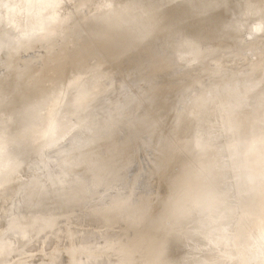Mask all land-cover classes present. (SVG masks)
<instances>
[{
  "label": "bare ground",
  "instance_id": "6f19581e",
  "mask_svg": "<svg viewBox=\"0 0 264 264\" xmlns=\"http://www.w3.org/2000/svg\"><path fill=\"white\" fill-rule=\"evenodd\" d=\"M0 1H1L0 2V67H3L5 70H6V63L8 65L7 69H9L10 71L13 68L15 69V67H16L15 64L18 65V63H16V61L18 60V62H20L19 56L23 55L24 50L27 51L26 46L28 44L30 46L34 45L32 43H35V45H37L36 44L37 41L36 42L30 41V37H33L35 35L34 33L37 32L36 30H38V26L40 27V25H41V28H43V29H41V31L45 29L44 31L47 32L46 30L49 29V31H50V32L48 31L49 33H51V30H52V33L54 31V33H56V35L58 37L59 36L63 37L62 34L65 32V28L67 29L71 23H73L71 26V29L69 30V28H68V30H67L69 33V36H67L68 41H73L74 39H77V38L80 39L79 36L85 37L87 42L91 41V40L97 41L96 42L98 44L97 46L101 47V51H100L101 54H103V55L105 54V56H107V58H109L108 56H110V58H111V56H113L115 58H116V56H120V57L124 56V58L126 57L125 59L128 62L133 64L132 66L135 65L137 67L136 77H134V76L132 77V78H134V80H132L131 85L128 83L130 86H127L128 84H126V83H125L126 85L124 86L123 83H121L122 81L121 82L119 81V78H118L119 75H117V72L115 74V72H113V70L110 72L109 75L106 74L107 77L104 76L105 80L100 85L102 88V91H103V94H101L104 97L103 103H105V104L103 105L102 108L99 109V110H101L99 113V117H98L99 123H101L102 126L106 125L105 122L109 123L108 120L111 118L108 119V115L110 113H112V115H114V113H115V115H116L117 111L120 112L119 107H121V106H125L123 114L126 115V119L128 117L131 118V120L129 118V120L131 122L130 128L132 127L131 129H133V132H131L130 135L128 134L129 137H127L128 135H126V139L123 137L122 138V139H124L123 141L120 140L121 138L112 137L113 133H111L109 131L107 132V130L105 131V129H102V131L104 130V132H102L99 136L101 138V141H102L101 143H104V144L99 143L100 144L99 146L102 145L100 147V149L104 148V150H106L107 152L109 151V149H111V151H113V158H111V159H113V163H114L113 168L115 169L116 172L120 173L119 174L120 175L119 181H121V183L123 182L122 176H123V174L125 176L126 173L121 172L120 168L117 166V163H118V161L121 160L122 154L125 150L124 148L128 144L133 143V144H136L138 147H142V146H146L147 144L150 145L152 143V144H154L155 147L157 145V146H161L163 148V152L166 153L164 156H167V153L168 154L170 153L171 145H170L169 139L167 138V134L166 133L165 134H159V129H166L167 130V128H165L164 125L162 124L163 122H161V116H162L164 111H169V112H167V115L173 116V114H171L170 112H172V109L174 108L175 103H177V101H176V99H177V100H179L181 105H183L187 100L189 102L187 105V108L185 109L184 114L180 117L176 116V118H178L177 124L179 125L178 131L176 133H178V135L180 134L178 143L180 144L182 150H188L191 148L193 149L192 159L194 160V162H198L203 167H205L211 171V173L213 175V185L215 187V185H217L216 182H218L217 167H218V163H219V158L218 157H214L213 159L205 158L203 156V154H201V153H203L204 149H207L208 147L210 148L211 143L214 141V138H215V136H214L215 133H210V130L213 128L214 122H212V121L209 122L205 118L206 117L224 118L230 114H234V113L239 114L241 116V118L238 115L239 118H237V119L236 118L235 119L234 118L227 119L222 124L223 125L222 131H223V133H225L227 139H229V140L233 137H236V136L241 137L242 143L240 145L244 146V148L241 152L238 153V156H233V163H232L231 172L233 174H235V176H237V180H236L237 186L236 187H237L238 192H239L238 193L239 198L242 201L241 211L244 212V214H245L244 217L248 218V219L251 218L253 222H259L260 223L256 229H253L254 230L253 232L259 234V233H261V231H264V223H263L264 219H263V215L260 214V211H259V209L264 208L263 207L264 204L262 203V201L264 202V200H262V199H264V155H263V153H264V96H262L263 98H262L261 103L257 104L256 106L250 108V110L247 111V110H245L246 107L244 104L249 102V101H253L256 97L259 98V96H257L258 94H257V89H256L255 85L251 84L248 87L242 86L243 81L246 78H250L252 75H254L257 72L261 75L260 78L264 79V64L260 63L259 61H256L255 63L248 65L249 67H247L241 73H237L236 71H234L235 68L233 66L232 71L230 73H228L227 76L225 75L226 77L223 76V74L221 73L222 70H226V69L223 68L221 70H218L211 76L210 79H206V80H203L200 82L199 86H201V89H197L195 91V88L194 89H192L191 87L187 88L183 92V94L186 92H189V96L187 98H182V97H179L177 95H170L171 93L165 94L161 97L154 95L153 93L141 95L139 93V91L137 90L139 81H140L141 77H143L142 75L144 73H146L145 67L149 63L148 61L146 62V60L151 59L153 57H156V54H157V58L160 57L158 55L161 54V58L164 61V65H163L164 70L167 73V75L172 76V77L177 75V74H183L187 71H189L188 73H190L192 71L191 70L192 67L194 68V67L203 66L205 61L212 56H216V55L219 56L220 54H222V57H226V56L231 57L234 55H238L239 53L236 52L238 50V45H237L238 41L240 39L242 40L244 38V36H246L248 33L254 34L255 30L259 29L262 25V22L264 21V0H143L142 4H139L140 8L149 11L153 15V17L156 21L155 26L150 27V28H145L142 25L140 18H139V15L133 9V7H131L132 8L131 11H125L123 8L117 7L116 4H118L119 1H121V0H117V2H116V0H105V1L104 0H101V1H99V0H95V1L94 0H61L62 3L67 2L68 6L66 4V7L64 8L62 14L60 12V14H61L60 17L59 16L57 17L56 14H59V12L57 11L58 12L57 13L56 10L52 14L49 13V16H46L47 14L45 15V12H44L43 14L47 17V18L45 17L47 20L45 18L41 19L44 17V15L41 14L42 11L40 9L41 4H43L42 5V7H43L45 5L43 2L47 1V0H0ZM48 1H50V0H48ZM114 2H116V3H114ZM138 3H140V2H138ZM46 4L50 5V2H48V3L46 2ZM56 4H58V2ZM56 4H55V7H56ZM45 7H46V5H45ZM49 7L51 8L52 6H49ZM48 9L49 8H47V10ZM51 9H53V8H51ZM47 10H46V13L49 11L52 12V10H48V11ZM54 17H55V19L56 18L57 19L56 20L53 19ZM42 20L43 21L45 20V21L43 22ZM42 26H45L46 28L42 27ZM39 31H40V29H39ZM39 31L37 34H41L43 36V34L40 33ZM44 31H43V33H44ZM32 34H33V36H32ZM46 34H45L44 38L42 36L40 37L39 35H37V36H39L38 38L40 39V40L37 39L39 41V43H38L39 45L41 43L40 42L41 38L45 39L46 36L52 35V34H47V35ZM27 36L29 37V39ZM37 36L36 37L34 36V37L37 38ZM50 36L48 37V39H50ZM51 37H53V36H51ZM56 37H54V38L56 39ZM33 38H32V40L35 39V38L34 39ZM89 39H91V40H89ZM46 40H47V38H46ZM61 41H62V39H61ZM63 41L65 42V39ZM66 41H67V39H66ZM79 41L80 40H78V42ZM45 42H47V41H45ZM50 43L51 42H49V40H48L47 44L44 43L45 44L44 47H46V49L45 50L40 49L41 50L40 52H42L43 50L46 52L47 48L49 49V47H47V45H49ZM84 43H86V42H84ZM55 44H56V40H55ZM81 44L83 46V43H81ZM87 44H89V43H87ZM91 44H92V41H91ZM93 44H94V42H93ZM141 44H143V45H141ZM29 45H28V47H29ZM53 45H54V43H53ZM53 45H51L50 48H52ZM68 45L65 44L66 47ZM70 45L72 46V43ZM71 46H69V47H71ZM74 46H75V44H74ZM35 47H37V46H35ZM95 47H96V45H95ZM41 48H42V46H41ZM54 48H55V46H54ZM63 48L64 47L62 44V49ZM29 49H30V47H29ZM37 49H35V52H37L39 50V49L38 50ZM79 49H80V47H79ZM84 49L87 50L86 47ZM95 49L96 48H94V50ZM64 50H62V51H64ZM88 50H90V49H88ZM47 51H49L51 53V49L47 50ZM60 51H61V49H60ZM60 51H58V52H60ZM40 52H38V53H40ZM53 52L55 53V51H53ZM69 52H71V51H69ZM69 52H66V53H69ZM74 52H75V50H74ZM79 52L80 51H78V54H79ZM91 52L93 53V50ZM96 52H94V53H96ZM28 53L32 54V52H28ZM29 54L26 56H29ZM56 54H57V52H56ZM71 54H73V53H70V55ZM101 54H100V56H101ZM35 55H37V53L34 54L32 57H34ZM41 55H44V52H42ZM41 55H39L40 59H41V57H40ZM51 55H54V54L52 53V54H50V56L47 54V56H49V59H50ZM58 55H60V53L57 54V56ZM87 55L88 54H86V56ZM63 56H64V53H63ZM43 57L44 56H42V58ZM67 57H68V54H67ZM90 57L91 56H89V58ZM92 57L94 58V56H92ZM29 58L30 57H28V59H25V60L27 61V60H29ZM46 58H48V57H46ZM46 58H44V59H46ZM82 58H85V57H82ZM82 58H81V60H82ZM86 58H88V57H86ZM93 58L91 60H93ZM44 59H42L43 61L42 60L41 61H42V63H44L43 65L46 66L45 64H47L48 61H50V60L46 59L47 63H45ZM51 59H53V58H51ZM68 59H69V57H68ZM98 59H99V57H98ZM112 59H114V58L109 59V61H110L109 65L111 64ZM33 60L37 61V59H33ZM4 61L5 62L7 61V62L5 63ZM99 61H100V59H99ZM127 61H126V63H127ZM8 62H10V64H11L10 66H9ZM66 62H67V60H66ZM73 62H76V61H73ZM93 62H95V60ZM238 62H242V61L239 60ZM25 63L24 64L22 63L23 65L20 64L22 67L21 68L19 67V68L20 69L24 68ZM28 63H30V65H31V63H33V61L28 62ZM28 63H26V65ZM42 63H40V61H39V63H38V61L36 62L37 66H38V64H42ZM50 63H51V61H50ZM54 63H57V62H55V59H54ZM54 63H53V65H54ZM102 63H104V62H102ZM113 63H115V61H113ZM120 63H122V62H120ZM70 64H72V63H70ZM73 64L75 66L77 63H73ZM27 66H28V68H31V66L30 67H29V65H27ZM35 66L36 65H34V67ZM47 66H49V65H47ZM65 66H67V65H65ZM65 66H64V68H65ZM81 66H83V65H81ZM97 66H98V64H97ZM120 66L118 68H120ZM209 66H211V64ZM39 67L40 66H38V68H37L38 70L41 69ZM50 67H51V65H50ZM50 67H48L49 70H50ZM62 67H63V63H62ZM78 67H79V65H78ZM78 67L76 66V69H78ZM16 68H18V67H16ZM26 68H24V69H26ZM28 68H27V70L30 71V69H28ZM55 68H57V67H55ZM122 68H123V66H122ZM131 68L132 67H130V69ZM208 68L206 67V69H208ZM37 69L30 71V74L29 73H27V74L30 76L31 72H33L32 75L34 76L35 75L34 72H36V71L38 72ZM59 69H60V72H62L61 70L63 68L61 69V67H60ZM59 69L57 68V70H59ZM100 69H102V68H100ZM9 70H6V72H8ZM27 70H24V72ZM42 70L44 71L45 69L42 68ZM49 70H48V72H49ZM57 70H55L56 73H58ZM69 70H70V68H69ZM71 70H73V69H71ZM10 71L8 72V75L10 74V76L7 75V77H9V78L12 77L11 76L12 74L10 73ZM63 71H65L64 72V75H65L66 70H63ZM83 71L87 72L88 70H83ZM114 71H116V70H114ZM126 71L128 72V70H126ZM133 71H134V69H133ZM6 72L4 75L7 74ZM22 72H23V70H22ZM46 72H47V70H46ZM48 72H47V74H48ZM81 72L78 71L79 74ZM90 72L88 71L87 73L91 74ZM15 73H17V71H15ZM15 73H13L14 76H15ZM18 73H19V71H18ZM94 73L95 72H93V74ZM97 73H98V71H97ZM49 74L50 75L48 77V80L51 83L50 76H52V74H51V72ZM54 74H53V76H54ZM89 74H88V77H89ZM93 74H92V76H93ZM101 74L105 75L104 71H103V73L100 72L99 75H101ZM128 74H129V72H128ZM62 75H63V73H62ZM84 75H87V74L84 73ZM187 75L189 77V74H187ZM218 75H221L223 77L221 83L216 84L215 87H213L211 90H208V86H207L208 81H211V79H213L214 77H216ZM18 76H20V75H18ZM38 76H40V75H38ZM38 76L36 77V80H37V78H39ZM41 76H42V74H41ZM59 76H60V74H59ZM59 76H57V77H59ZM74 76H75V74L73 75V77ZM81 76H83V75H81ZM92 76H90V77L93 78ZM2 77H4V76H2ZM2 77H0V78H2ZM45 77H46V75H45ZM45 77H44V79H45ZM68 77H69V75H68ZM84 77H86V76H84ZM95 77H97V76L95 75ZM121 77H122V75H121ZM9 78H7V81ZM15 78H16V80H14V84H15V81L18 82L17 75L15 76ZM26 78H28V77H26ZM55 78H54V80H57ZM66 78H67V76H66ZM19 79L21 80L22 78L20 77ZM28 79L31 82V79L30 78H28ZM39 79H41V77ZM42 79L39 80L40 81L39 84L42 83L43 86H46V85H44V81H42ZM61 79H60V81H61ZM70 79H72V77ZM75 79L77 80L78 77ZM12 80H13V78H12ZM46 80L47 79H45V81ZM101 80L102 79H100V81ZM120 80H123V79H120ZM190 80H191V78H190ZM5 81H6V79H5ZM67 81H69V80H67ZM91 81H93V79ZM1 82H2V79H1ZM22 82H27V81L24 80ZM35 82H38V80ZM57 82L58 81H56V83ZM63 82L64 81H62V83ZM187 82L190 83L189 81H187ZM5 83L2 84L3 86H2V88L1 87L0 88L2 90H5L6 93H7V91L8 92L11 91L9 89L10 87H15L14 84H13V86L10 85V83H11L10 79H9V84H5ZM27 83H25V84L27 85ZM33 83H34V81H33ZM56 83L54 82L55 87L57 85ZM72 83L74 84V82H72ZM16 84H18V83H16ZM19 84H21V82H19ZM39 84L35 83V85H38V86H39ZM42 84H41V86H39L40 88L36 87V86L35 87L33 86V88H36V89L39 88L41 90L43 88ZM45 84H47V86H49L48 83L45 82ZM65 84H68V82ZM85 84L86 83H84V86H85ZM89 84H90V82L87 85H89ZM21 86L22 85H20V87ZM28 86L31 87V85H29V83H28ZM51 86H53V84ZM51 86H49V89ZM58 86H59V82H58ZM78 86H79V83H78ZM95 86H97V85H95ZM17 87H19V86H17ZM20 87H19V89H16V88L15 89L20 91L19 93H22V91L25 93L24 90H20ZM24 87H27V86L24 85ZM30 87H29V89H31ZM62 87H63V84H62ZM68 87H71V86H67V88ZM22 88H23V86H22ZM45 88L46 87H44V89ZM54 88H53V90H54ZM57 88L61 90V88H59V87H57ZM57 88H55V89H57ZM67 88H65L66 92H68ZM73 88H75V87H73ZM1 89H0V91L2 92ZM24 89H26V88H24ZM85 89H86V87H85ZM89 89H91V88H89ZM89 89H86V90H89ZM16 90L12 89L11 92L12 93H13V91L17 92ZM31 90H33V89H31ZM132 90L135 92H133ZM35 91L39 92V90H35ZM35 91L33 92V97L35 95H38L35 93ZM63 91H64V89H63ZM78 91H77V93H78ZM11 92L9 94H11ZM56 92H53V94H55ZM58 92H59V90H58ZM72 92H71V94H72ZM96 92H97V90H96ZM3 93H1V95H4ZM19 93L17 92V94L16 93L15 94L18 97H20L21 95L23 96V94H24L23 93V94L18 95ZM59 93L61 94V92H59ZM9 94H8V97L7 96L6 97L11 100L12 98H9V97H11ZM15 94H14V96H16ZM26 94H28V93L26 92L24 95H26ZM40 94L41 93H39V95ZM48 94L49 93H47V95ZM92 94H94V93H92ZM92 94H90L91 97H92ZM11 95L13 96V94H11ZM31 95H29L28 97H30ZM50 95H52V94H50ZM50 95H48V96H50ZM82 95H84V97H85V94H82ZM43 96H45V95H43ZM52 96H57V94L52 95ZM78 96L80 97V95H78ZM98 96H100V95H98ZM59 97H62V96H59ZM1 98H3L2 100L5 99L2 96H1ZM15 98L16 97H14V99ZM37 98H40V97L35 96V99H37ZM57 98H56L55 103H57ZM75 98H76V96H75ZM96 98H97V96H96ZM14 99H12V100H14ZM31 99H32V97H30L28 100H31ZM35 99H34V101H35ZM41 99H43V102L44 101L46 102V100H49V98L45 99L42 96H41ZM53 99H55V97ZM74 99L72 100V102L74 101ZM78 99H80V98H78ZM174 99H175V103L173 105L172 101ZM12 100H11V102H12ZM19 100L20 99L15 100V102H17ZM28 100L26 103L27 107H28L29 103L33 102V100L31 102ZM68 100H69L68 102H70V99H68ZM96 100L94 103H96ZM4 101H6V100H4ZM36 101H39V99ZM36 101L34 103H36ZM49 101H51V99ZM89 101L90 100H87V102H89ZM1 102L3 103V101H1ZM43 102H39V103L37 102L36 104H34V103L30 104V105L34 104V106L29 105L30 108L25 109V112H23V111L21 112V110L19 109L20 113H24V115H27L28 117L33 116L32 117L33 119L30 117L32 120H30L27 117V121L25 123H23L24 125H22V129H20L21 131L19 134H16L15 137H13V136L11 137L10 135H7L8 137H6V135L3 134L4 137H6V138H1L2 135L0 136V163L3 164L2 167L0 165V171L2 172V173L0 172L1 173L0 185L2 186L0 188V190L3 189V191L1 190L3 192V194H0V202H2L4 199H6V202H7V198H8L9 202H7V203L9 204V206H11V204L14 205V206L13 205L11 206L12 208L10 207L11 209L14 208L13 209L14 211L9 210L10 211L9 214L6 213V210L8 209L9 206L6 207L7 208L6 210H3L1 208L3 210V212L5 211L4 213L8 214V218L11 217V218H9V220L13 221V222L11 221V223L9 221H6V224L8 222H9L8 224H11V226H10L11 229L9 228L8 231L11 230V231H9V233L11 232L12 235L7 234V235H10V236H7L6 233H4L5 235L1 237V233L4 231V229H3V231L1 230V233H0V241L5 240L7 243H9V242L15 243V242H23V241H27V243H29V241H31V239L34 237V236H32L33 234L35 235L38 230H43L50 223L56 221L57 219L55 220V218L57 217V215L59 213L70 210L73 206V203L75 201H78V200L72 199L73 197H71L72 192L70 191V188H71L70 182L72 183L75 180V183L78 184V187L79 186L84 187L86 185V184L84 185L83 180L81 181L82 177L83 176L86 177V175H87V172L85 170H84V174H86V175L82 174L81 179L79 178L80 176L79 177H78V175L76 176L77 171L74 172V171L69 170V169L74 170L76 168H79V167H76L74 164L77 163V165H78V163H79L78 160L79 159L81 160V156L80 157L78 156V160H77L78 162H74L73 165L75 166V168L72 166L73 168L70 167L69 169L66 168L67 167L66 165H68L66 163H65L66 169L64 167L59 169V167L61 166V164L63 162H59L58 158L60 159V157H61L63 160L61 159L60 161L66 162L65 161L66 159H64V158H66V154L68 152H71V153L73 152L70 150H74V149L78 150V147L84 146V141L87 142L88 139L86 138V140H84L85 139L84 133L82 135L80 134L83 132V130H82V132L78 130L80 132L79 133L80 136H78L77 139L74 138L75 139L74 140L75 142L73 141L74 144L70 143L71 145L66 146L67 148L64 145V147H62V148H65V149L63 150V152H60V153H59V150L61 149V147L59 149L56 146V148L54 149L53 147L57 143L58 138H56V136L55 137L52 136L51 133L49 132L50 129L53 128V127H51L53 124L52 125L49 124L50 125V127H49L48 123L45 120L44 121H37L36 120L37 117L35 116L36 114H39V113L42 114V112H40V111H42L41 105L44 106L45 102L44 103ZM68 102H66V103H68ZM72 102H71V104H72ZM75 102H77V101H75ZM75 102H73V103H75ZM98 102L100 103V101H98ZM5 103L6 102H4L3 105ZM9 103L7 105H9V106L12 105L14 107V104L10 103L11 104L10 105ZM53 103H54V100H53ZM61 103L62 102H60V106H61ZM79 103L78 104L75 103L76 106L80 105L82 102L80 104ZM94 103H93V105H95ZM6 104L4 106H6ZM21 104H23V103H21ZM50 104H48V105H50ZM52 104L50 106H52ZM86 104H88V103H86ZM140 104H141V106H140ZM0 105H1V103H0ZM24 105H25V103H24ZM62 105H64V104H62ZM45 106H46V109H43V110L47 111L50 108V106H48V109H47L46 104H45ZM57 106H58V103H57ZM81 106H82L81 107L82 109H84L85 111H88L85 109L86 107L83 108V105H81ZM139 106H140V108H137ZM88 107H89V105H88ZM1 108L2 107H0V109ZM61 108H62V106H61ZM73 108L74 107H72V109ZM93 108L94 107H92V109ZM97 108H99V105ZM78 109H80V108H78ZM78 109H76V111H78ZM92 109H91V111H92ZM9 110L10 109L8 108V111ZM14 110H11L10 112H13ZM50 110L52 112V108H50ZM54 110H56V108ZM69 110H70V108H69ZM69 110H67V111L69 112V117H70L69 120H71V117H72V116H70L71 110L70 111ZM73 110H72V112H73ZM5 111L7 112V109H5ZM46 111L44 113H46ZM173 111H174V109H173ZM10 112L9 113L7 112L8 115L10 114ZM16 112L18 113V110H16ZM51 112L49 111V113H51ZM65 112H66V110H65ZM0 113H1V111H0ZM3 113L4 112L2 110V115H4ZM73 113H72V115L74 116L75 113L74 114ZM84 113L85 112H83V114ZM6 114H5V117H6ZM174 114H176V113H174ZM39 115H37V116L39 117ZM44 115H43V117H44ZM119 115H121V114L119 113L118 116ZM165 115H166V113H165ZM50 116L48 117L49 122L51 119ZM76 116H77V114H76ZM172 116H170V117H172ZM2 117L0 118L1 119L0 122L2 120L3 121L6 120L7 118H8L7 122H5V123L8 124V122H10V121H8L10 118L9 116H7L6 119H2ZM5 117H3V118H5ZM43 117L40 118V120H43ZM62 117L66 118L64 116H62ZM81 117L83 120L85 119L83 117V115ZM112 117H115V116H112ZM174 117H175V115H174ZM12 118L15 119L14 117H12ZM12 118H10V119H12ZM17 118H16V120H17ZM45 118H47L46 115H45ZM165 119H167V118H165ZM19 120H20V118H19ZM21 120H23V118ZM85 120H87V117ZM88 120H89V117H88ZM24 121H25V118H24ZM62 121H64V120H62ZM93 121H96V120H93ZM98 121H97L96 125H98ZM114 121L117 123V120H114ZM167 121H170V120L168 119ZM17 122H18V120H17ZM72 122L70 123L71 128L73 125ZM82 122L84 123L85 121H82ZM244 122H246V123L244 124ZM3 123L1 122V127H3L2 126ZM13 123H11V124L13 125ZM120 123H118V124H120ZM74 124H75V122H74ZM76 124H78V123H76ZM113 124H114V122H113ZM166 124H167V122H166ZM174 124H175L174 121L172 123L170 121V124L166 125V126H169L167 131H169V129L172 130L174 128ZM55 125H54V129H55ZM85 125L86 124H84V126ZM87 125H88V123H87ZM90 125L91 124H89V126ZM120 125H122V124H120ZM128 125H129V123H128ZM128 125H127V127H128ZM8 126H7V129H10V128L14 129L13 126H15V124L12 127L10 125V128ZM89 126H87L88 128H86V130L87 129L89 130L90 127L94 128L92 126H90V127ZM102 126L100 128H102ZM117 126L119 127V125H117ZM5 127H6V125H5ZM17 127L18 126H16V128ZM56 127H60V126H56ZM75 127L78 128V126H75ZM75 127H74V129H75ZM4 128H3V130H4ZM19 128H21L20 125H19ZM77 128H76L75 132H77ZM83 128L84 127L79 126L78 129H83ZM91 128H90V130H91ZM1 129L2 128H0V130ZM61 129H63V128L61 127ZM74 129H72L73 132H74ZM95 129H97V127ZM59 130H57V131H59ZM66 130L67 129H65V131ZM93 130L94 129H92V133H90V135L93 134ZM122 130L123 129H121V131ZM4 131H2V132L5 133ZM13 131L14 130H12V132H10V130H9V133L15 134L17 129H16V131H14V132ZM2 132L0 131V133H2ZM63 132H64V129H63ZM66 132H68V131H66ZM52 133H53V130H52ZM59 133H54L53 135H57ZM146 133L152 134L150 141H147V140L142 141V136ZM63 134L64 133H62V137L64 136ZM68 134H70V133H68ZM86 134H89V133L87 132ZM174 134H175V131H174ZM16 136H19V137L17 138ZM76 136H74V137H76ZM93 136H95V135L93 134ZM53 137L56 138L57 140L54 139ZM66 137H68V135ZM86 137H87V135H86ZM91 137L90 136L88 137L89 140ZM60 138H61V134H60ZM64 138H65V136H64ZM92 139H94V137H92ZM98 140L100 142L99 138H98ZM61 141L63 142V140H61ZM65 141L71 142L68 140H64L63 144H67V143H65ZM93 141H92V143H95V145H96L97 141L96 142H95V140H93ZM59 142H60V140L58 141V143ZM239 142H240V140H239ZM60 144H62L61 142L59 143V146H62ZM171 144L174 145L173 143H171ZM176 144L177 143L175 142V145ZM92 145H94V144H92ZM85 146L87 147L86 144H85ZM90 146H91V144H90ZM88 147H87V149H89ZM177 147H179V145L176 146L175 148H177ZM57 148L59 149V150H57V152L60 154V155L57 154L58 158H57V155L55 154L56 153L55 150ZM83 148H85V147H83ZM95 148L98 149V146ZM79 149H80L79 151L82 150L81 148H79ZM92 149L94 150V148L91 147V150ZM84 150H86V148L83 149L82 151H84ZM91 150L89 149L87 151H91ZM104 150H103V152H104ZM175 150H177V149H175ZM61 151H62V149H61ZM95 151L97 152V154L99 153L98 150H95ZM95 151H94V153H95ZM99 151H101V150H99ZM107 152H105V153H107ZM175 152H174V154L172 153L173 159L178 157L180 159L179 163H180L181 167L186 165V164L192 163V162L187 161V160L184 161V159H182L183 154L181 157L180 153L178 154V151H177V154ZM73 153H76V151ZM83 153L82 154L80 153V154L85 155V156H89L88 152H87V154L86 153L83 154ZM77 154L78 153L73 154V155L75 156ZM90 154L92 155V153H90ZM98 155H97V157L98 158L100 157V160H102L101 158L104 157L102 161L105 160V157H106V159H108L107 156L102 157L101 154H100V156H98ZM110 155H112V154H109V156ZM168 156L165 157V160H166V158H168ZM71 157L72 156H69V158H71ZM89 157H85V160H87L86 158H89ZM94 158H96V157H94ZM170 158H171V156H170ZM67 159H68V157H67ZM71 159H73V158H71ZM91 159L93 160V157ZM162 159H161V161H164ZM168 159L165 162L168 163V161H169ZM75 160H76V158H75ZM82 160H83V158H82ZM85 160H83V162ZM89 160H90V158H89ZM94 160H97V159H94ZM57 161L60 163V166L58 165L59 167H57V165H55L58 163ZM69 161L70 160L68 159L67 162L69 163ZM73 161H71V162H73ZM93 161H90V164H92L91 162H93ZM108 161H109V159H108ZM109 162H111V161H109ZM98 163H99V160H98ZM94 164L96 165L97 163H94ZM100 164H101V161H100ZM81 165H82V163H81ZM83 165L85 166V163H83ZM83 165L80 168L85 169V167H88V165H87L83 168ZM106 165L105 164H104V166L102 164L98 165L99 166L98 169L99 168L100 169L97 170V168H96V170L100 171L101 170L100 166H103V169H104V167ZM169 165H171V162ZM219 166H221V165H219ZM3 167H4V170L2 171L1 168H3ZM106 167L108 168V165ZM107 168H105V169L107 170ZM58 169L61 170V172L58 171ZM93 169H94V172H97V171H95L94 167H93ZM103 169H102L101 173H99L101 175H99V174L93 175L94 173L92 172L93 177L90 178L91 179L90 181L88 180L91 183V187L94 189V191L91 192L92 193L91 195H93V193H96V191L99 192L98 189L101 188L102 185H105L107 183H111V184L113 183L114 184L118 181V178H117L119 176L118 173H117L118 176L116 177L117 180L114 176L112 177L114 180L113 179L111 180L110 176H109L110 178L107 177L110 174H107V176L102 174ZM109 169L110 168H108V170ZM89 170H90V168H89ZM167 170H168V168H167ZM149 171H151V170L149 169L148 172ZM164 171H165L164 165H159V167H157L155 169V171L153 170V174H154V172H155L154 175L160 174V178H161V175H163ZM78 172H80V171H78ZM110 172H108V173H110ZM81 173L82 172H80V175H81ZM112 173H113V170H112ZM112 173H111V175H112ZM166 173H167V171H166ZM113 175H115V172ZM168 176H169V173H168ZM84 177H83V179H84ZM89 177H91V176H89ZM156 177L153 179H156ZM87 179H88V177H87ZM87 179L85 181H87ZM157 181H159V179ZM74 184L72 183L73 186L77 185V184H75V185ZM163 184L165 185V183H163ZM87 187H90V186H85L84 189ZM87 189H89V188H87ZM78 190H79V188H78ZM80 190H81V188H80ZM79 192L76 194L77 196H78ZM74 193H76V190L74 191ZM80 193H82V192H80ZM88 193H90V192H88ZM83 194L85 197L86 194L85 193H83ZM76 195H75V197H76ZM81 197H82V194H81ZM81 197H79V198H81ZM87 197H88V195H87ZM89 198H91V197H89ZM226 198H227V196H225L224 194L222 195V194L215 193L212 201L210 203H204L203 202V205H204L203 206L201 203L202 200L200 198L195 197V195H193L192 205H194L195 208L198 207L201 210V212L198 211L199 214L204 213V215L207 217V220H204V218H203V222L211 220V222L213 223L217 220L219 213H222L223 206L226 202ZM84 201H86L85 198H84ZM88 201H89V199L86 202H88ZM3 202L5 203V201H3ZM79 203L80 202H78V204ZM149 203H150V201H149ZM3 204H1V205L3 206ZM78 204H76V207ZM150 204H152V203H150ZM76 207H75V209H76ZM191 208L193 209L194 207H191ZM17 209H18V211H17ZM195 210L193 209V211H195ZM193 211H191V212H193ZM194 213H192V216ZM1 216H2V218L0 220L3 219V215H0V217ZM194 216H195L194 217L195 219L198 217V215L196 217L195 214H194ZM205 216H203V217H205ZM6 217H7V215H6ZM42 217L43 218L49 217V219L51 217V219L49 220V222H47V221H43ZM52 217H54L53 218L54 220H52ZM8 218H6V219H8ZM33 218H35L37 220L39 218L45 224H42L41 222H40L41 224H39V223H37L38 221L33 220ZM191 218H193V217H191ZM243 219H244L243 216H241L240 221L239 222L237 221L239 228L244 223V222H242ZM197 220L199 222L198 218H197ZM197 220H196V222H197ZM185 221L186 220H183L182 222L185 224ZM203 222H202V225H203L202 228L205 227V225L207 224V222L206 223H203ZM219 222L220 221H218L217 224H215V226H217ZM194 223H195V221H194ZM141 224H144L147 227L148 235L155 236V233L152 230V226L149 223H141ZM199 224H200V222H199ZM199 224H197V225L199 226ZM221 224H223V223H221ZM185 225L187 226V224H185ZM227 225H228V223H227ZM43 226H45V227H43ZM224 226L225 225H223V227L221 226L222 231L224 229ZM6 227H8V226H6ZM6 227H5V229H6L5 232H8ZM189 227L190 226H188V230L193 231V232L203 231V230H201L202 229L201 227L197 228L199 230H196V228L195 229H192V228L189 229ZM3 228H4V226H3ZM193 228H194V226H193ZM236 228L238 229V227H236ZM0 229H2V226L0 227ZM213 230H215L214 227L212 228L210 237L208 235L204 236V234H199V235H201L199 237H202L201 239L203 241H206V243H209L210 245H216L220 242H223L224 240L222 241V240H220L221 238H218L219 234H217V237L214 234L216 232V230H218V229L216 228L215 231H213ZM218 232H219V230H218ZM239 233L240 234L238 235V238L241 241H245V237H246L245 232L240 231ZM234 234L235 233H233V235ZM5 236H7L6 238H8V237L9 238L5 239L4 238ZM229 237L232 238L231 236H229ZM26 238H28V239L25 240ZM224 238H225V236H224ZM202 240H201V242H202ZM230 240H229V242H230ZM241 243H243V242H241ZM30 245H31V243H30ZM229 245L230 244L228 243V245H225V246L230 248ZM203 246H204V244H203ZM206 247H209V245L207 246V244H206ZM10 249H11V247H7V245H6V247L2 248L0 250V258L7 257L8 260L13 259L11 256H14L15 258H17L12 253V251ZM206 249L207 248H205V251H206ZM219 250H222V249H219ZM208 251H210V250H207V252ZM28 254L29 255L27 256L25 261H18V264H20V263L23 264V262L27 263L29 261H31V263H29V264H52V262H50V263L49 262H46V263L41 262L42 257L39 254H38V256H36L35 254H37V253H28ZM211 255H213V252ZM215 256H216V258L218 257L217 255H215ZM235 257H236V255H235ZM127 259L129 260L128 262H131V260H130L131 257H130V259L129 258H127ZM127 259L125 260V263H126ZM230 260H229V262H230ZM213 261H214V259H213ZM220 261L221 260L219 259V262ZM69 262H71V260H68L67 264H69ZM202 262H203V260H202ZM223 262H225V261H223ZM220 263H222V262H220ZM184 264H189L188 258H184Z\"/></svg>",
  "mask_w": 264,
  "mask_h": 264
},
{
  "label": "rangeland",
  "instance_id": "374dc122",
  "mask_svg": "<svg viewBox=\"0 0 264 264\" xmlns=\"http://www.w3.org/2000/svg\"><path fill=\"white\" fill-rule=\"evenodd\" d=\"M56 1L58 2V4H56L57 3ZM99 1H101V0H99ZM133 1L134 0H121L116 5L119 8H123L125 11H131V9H132L131 7H133V5H132L133 4ZM135 1H136V3L140 2L138 4H142V2H143V0L142 1L141 0L140 1L139 0H135ZM46 2L47 3L50 2V5L49 4L47 5ZM116 2H117V0H116ZM116 2H114V3H116ZM43 3L46 5V7L44 5L43 6L44 8H43L42 7L43 4H41V7H42V8L40 7V9L42 11L41 14H43L45 12V15L47 14L46 16H49V13L52 14L56 10V12L57 11L59 12V14H56L57 17L58 16L60 17V15L62 14L64 8L66 7V4L68 6V3L67 2H63L62 3L61 0H50V1L47 0V1H44ZM54 3L56 4V7H55V4ZM49 6H52L51 8H53L54 10L51 9ZM47 8H49L48 10H52V12L49 11V12L46 13ZM60 12H61V14H60ZM45 15L41 19H44L46 17ZM55 17L53 19H55ZM72 24L73 23H71L69 25V27H68L69 30L71 29ZM42 27H45V26H42ZM68 28L67 29L65 28V32L62 34L63 37H60V36L58 37L56 35V33H54V31H53V33H52V30H51V33H49L50 32L49 29L46 30L47 32L44 31L45 29L41 31V29H43V28H41V25H40V27L38 26V30H36L37 32L34 33L35 34L34 35L35 37L37 35H39L40 37L42 36L41 34H37L38 31H39V29H40L39 32L43 34V36H42L43 38L45 37V34L46 33L47 34H52L51 36H53V37H51L50 35H48V36H46L47 40H46V38L45 39H42L41 38V41H40L41 42L40 45L43 42L45 44H47L48 40H49V42H51L50 43L51 45H53V43H54V45L52 46L53 49L50 48L51 47L50 44L47 45V47H49V49L47 48V50H50L51 49V53L49 51H47V50L45 52L44 51L46 49V47H44L45 44L43 43L41 45L42 46V48H41V46L38 44L39 41L37 40V39H39L38 38L39 36H37V38H35L33 36V34H32V36L35 39L33 37H30V41H33V42H36L37 41V43H36L37 45H35V43H32V44H34L33 45L34 47L32 45H31L32 46L31 47L28 44L31 50L29 49L28 45L26 46L27 47L26 49H27L28 52H32L33 55L36 54V53H37V55L38 54L41 55V53L44 52V55H41L40 56L41 59L39 58V55L38 56L35 55L34 56L35 58H34V57H32L33 56L32 54H29L27 51L24 50L23 55H20L19 56V59H20V62L21 63L18 62V60L16 61V63H18V65H16L14 63L15 66L18 67V68L15 67V69L13 68L15 71H17V73H15V71L13 69H11L12 72L9 69H7V66H8L7 63H6L7 61L6 62L4 61L6 63V70H9L10 73L12 74L11 75L12 76L11 78L7 77L9 71L6 72V70L3 67H0V77L4 76V77L0 78V84H1L0 87L1 88L3 86L2 84H4L5 82H6L5 84H9V79H10V82H11L10 85L13 86L14 80H16L15 76L17 75L18 82L15 81V84H14L15 87H10L9 89L11 91H12V89L13 90H16V89H19L20 85H22L23 88L21 86L20 87V90H24L25 93L27 92L29 95L32 94L30 96V97H32V99L31 100H28L30 98V97H28L29 95L28 94L24 95L25 93L23 91H22V93H19L20 91L16 90L19 93L18 95L24 93L23 96L22 95L20 96L21 97L20 98V97H18L16 95L17 92L13 91V93H12L9 90L11 92V94H13V96L16 93L15 94L16 96H14V97H16V98L18 97V98L17 99L16 98L14 99V97L11 94H9L10 92L7 91V93H6L5 90H2L0 88L2 90V92L0 91V100L3 101V103L4 102H6V103L8 102L9 103L10 102V103L14 104V107H13L9 103L13 107L12 108L11 106L7 105L8 103L7 104L5 103L6 106H4L5 104L3 105V103L0 101V103H1L0 107L3 108V109L2 108L1 109L4 112L3 113L4 115H2V110L0 109V111H1V113H0L1 115L0 116L1 117L2 116L5 117V114L7 112L9 113L11 110H14L15 109L13 112H10L9 115L7 113L6 114V117L7 116H9L10 118H12V117L15 118L16 116L18 117V118L16 117L17 120H18V122H17L16 118L15 119H13V118L10 119L9 118L8 121H10V122H8V124L5 123V122H7V119L8 118L6 119V117L5 118L2 117V119H6V120H4V121L2 120L1 121L2 123L4 122L3 125H2L3 127H1V122H0V128H2L0 131L2 132V131H4L6 129L4 132L6 133L8 131L7 132L8 134L7 133L5 134V133L2 132V133H0V136L2 135L1 138H6V137H8L7 135H10L11 137L12 136L15 137L16 134H19L20 133V131H21L20 129H22V125H24L23 123H25L27 121V117L28 116L27 115H24V113H20L19 109L21 110V112L22 111L25 112V109L30 108V106H34V104H36L37 102L38 103L39 102H43V99H41V96L44 97L45 99H47V98H49V100L51 99V101L46 100V102L44 101L45 103L43 102L44 103V106L41 105V107H42L41 110L42 111H40V112H42V114L39 113L40 115L39 114H36L35 116L37 117L36 118L37 121H44L45 120L48 123V126L49 127H50V125L53 124L51 126L53 128L52 129L49 128L50 129L49 132L51 133L52 136H54V137L56 136V138H58V140H57L56 138L53 137L54 139L57 140V143H56L57 145L55 144L53 148L55 149L56 146H57L59 149H60V147L62 149V151H61V149L59 150L57 148L55 150L56 151L55 154L56 155L57 154L60 155L59 153L60 152H63V150L65 149V148H62V147H64V145H65V147L66 146H70L71 145L70 143H73V141L75 139H77L78 136H80L79 135V133H80L79 131L82 132V130H83V132L80 133V134L82 135L84 133V135H85L84 136L85 137L84 140H86V138L88 139L87 142L84 141V146L78 147V150L77 149L76 150L75 149L74 150H70V151H73V152L76 151V153H78L77 155H75L76 157L73 155V154H76V153L68 152L66 154V158H64V159H66L65 160L66 162H64V161H60L62 158L60 157V159H59L58 158V155H57V158H58L59 162H63V163L60 166V163L57 161L58 163L55 164V165H57V167L60 166L59 169L62 168V167L65 168L66 166H67L66 168H68V169L70 167L71 168H73V167L75 168V166L76 167H79V168H76L74 170L73 169H69V170L74 171V172H76V171L77 172L78 171L82 172L81 175H80V172H78V173L76 172V176L77 175H78V177L80 176L79 177L80 179L82 177V174L83 175H86V174H84V170H85L87 172V175H86V177L83 176L84 179L82 177L81 181L83 180L84 185L86 184L85 186H90V187H87V188H89V189L91 188L92 190L91 189L89 190L87 188L84 189L85 186L84 187H80V186L78 187V184L75 183V180H74V182H72L73 184L74 183L77 184V185L74 184L75 186H73L72 183L70 182V184H71L70 191L72 192L71 193L72 194L71 197H73L72 199L78 200V201H75L73 203V206H72V208L70 210L65 211V212H62V213H59L57 215V217L55 218V220L57 219L56 221L50 223L45 229L38 230L35 235L33 234L32 236H34V237L31 239V241H29V243H27V241L15 242V243L14 242L13 243L12 242L7 243L5 240L0 241V250L2 248L6 247V245H7V247H11L10 250L17 257V258H15L14 256H11L13 258L11 260H8L7 257H2V258H0V264H18V261H25V259L29 255L28 253H37V254H35L36 256H38V254H39L42 257V259H41L42 261L41 262H44V263H46V262H49V263L52 262V264H67L68 260H71V262H69V264H142L143 259H144V249H143V245H142L141 241L143 240V238L145 236L148 235V231H147V227L144 224H141L139 222L138 217H137V214L133 211V209H135V208H141V207H144V206H147V205H155L156 204L157 197L160 196V195H162V193H163L162 191L165 189V187H164L165 185L163 183H165L164 182L165 181L164 179L168 176V173L170 175V174L174 173L178 168L181 167V165L179 163L180 162V159L178 157H176V158L173 159V156L172 155L174 154L175 151H176L175 152L176 154H177V151H178V154L180 153L181 157H182V154H183V158L182 159H184V161L187 160V161H190V162H194V160L192 159V151H193V149L191 148V149H188V150H182L180 144L178 143L179 135L180 134L178 135V133H176L178 131V127H179V125L177 124L178 123V121H177L178 118H176V116L177 117H180V116H182L184 114L185 109L187 108V105H188L189 102L187 100L183 105H181V103L179 102V100L176 99L177 103H175V99H174L172 101V104L174 105V103H175L174 108H173L175 112L173 111V109H172V112H170L171 114H173V116L170 115V116H172V117H170L169 115H167V112H169V111H164L163 114L165 115V113H166V115L164 116L162 114V116H161V122H163L162 124L164 125L165 128H167V130H168V127L169 126H166V125L167 124H170V121H171V123L173 121L175 123L174 124V128L172 130L169 129V131H167L166 129H159V134H165L166 133L167 134V138L169 139V142H170V145H171V151H170L171 154L170 153L169 154L167 153V156L169 155L168 156L169 159L166 158V160H165V157H167V156H164L166 153L163 152V148L161 146H157L156 145V147H155L154 144H152V143L150 145L147 144L146 146H142V147H138L136 144H133V143L132 144H128L124 148L125 150H124V152L122 154L121 160L118 161V163H117V166L120 168L121 172L126 173L125 176L123 174V176H122L123 182L121 183V181H119V178H120V175L119 174L120 173L116 172L115 169L113 168L114 167V163H113V159H111V158H113V151H111V149H109V151H108L109 153H108L106 150H104V148H102L104 150V152H103L102 149H100V147L102 145L99 146L100 145L99 143H101L102 141H101V138L99 136H100V134L102 132H104V130L102 131V129H105V131L107 130V132L109 131V132L113 133L112 134V137L121 138L120 140L123 141L124 140V139H122L123 137L126 139V135H128V134L130 135V133L133 132V129H131L132 127L130 128V126H131V124H130L131 123L130 122L131 118L128 117L126 119V115L123 114L124 113L125 106H121V107H119L120 112L117 111L116 112V115H115V113H114V115H112V113H110L108 115V119L109 118H111V119L108 120L109 123L105 122L107 126L106 125L105 126H102L101 123H99L98 117H99V113L101 111L99 109L102 108L103 105L105 104V103H103L104 97H103V95H101V94H103V91H102V88H101L100 85L105 80L104 79V76L107 77V75H109L112 70H113V72H115V74L117 72V75H119L118 76L119 81L120 82L122 81L121 83H123L124 86L126 84H128V83L131 85L132 84V80H134V78H132V77L133 76L136 77V75H137V71H136L137 70V67L135 65H134L135 67L132 66L133 64L130 63V62H128L125 59L126 57L124 58V56H122V57L116 56V58L113 57V56H111V58H114V59L111 60V64H110L111 66H110L109 65V63H110L109 59H111L110 56H108L109 58H107V56H105V54L104 55L101 54V52H100L101 51V47L97 46L98 45L96 43L97 41H93V40L89 39V40L92 41V44L94 42V44L92 45L91 44V41H88L87 42L86 39H85V37H81V36H79L80 39L77 38V39H74L73 41H68V38H67V36H69V33L67 31ZM43 31H44V33H43ZM49 36H50V39H48ZM54 37H56V39ZM32 38L35 41L32 40ZM28 39H29V37H28ZM61 39H62V41H61ZM64 39H65V42L63 41ZM66 39H67V41H66ZM55 40H56V44H55ZM78 40H80V41L78 42ZM45 41H47V42H45ZM80 42L83 43V46L84 47L82 46V44ZM84 42H86V43H84ZM71 43H72V46L73 47L70 45ZM87 43H89L90 45L87 44ZM62 44H63V47H64L63 49H62ZM65 44L66 45L69 44V45L66 47ZM74 44H75V46H74ZM95 45H96V47H95ZM141 45H143V44H141ZM237 45H238V50L236 52L239 53L238 55H234V56H231V57H227V56L226 57H222V54H220L219 56H217V55L216 56H212V57L208 58L205 61V63L203 64V66H201V67H194V68L192 67V69H191L192 71L190 73H188L189 71H187V72H185L183 74H177V75H175L173 77L167 75V73L165 72L164 66H163L164 65V61L161 58V54L158 55V56H160L158 58H157V54H156V57H153L151 59H147L146 60V62L148 61L149 63L145 67L146 73H144L142 75L143 77H141V79L139 81L137 90L139 91V93L141 95L148 94V93H150V94L153 93L154 95H157V96L161 97V96H163L165 94L171 93L170 95H177V96L182 97V98H187L189 96V92H186V93L183 94V92L187 88H189V87H191L192 89L195 88V91L197 89H201V86H199L200 85V82L203 81V80H206V79H210L211 76L216 71H218V70H221L223 68L226 69V70H222L221 73L223 74V76H225V75L227 76L228 73H230L232 71V67L233 66L235 68L234 71H236L237 73H241L243 70H245L247 67H249L248 65H251L252 63H255L256 61H259L260 63L264 64V21L262 22L261 27L259 29L255 30V33L254 34L248 33L246 36H244V38L242 40L240 39L238 41V44ZM35 46H37V47H35ZM54 46H55V48H54ZM69 46H71V47H69ZM79 47H80V49H79ZM85 47H86L87 50L84 49ZM94 48H96V49L94 50ZM35 49H37L38 51L35 52ZM40 49H44V50L42 52H40L41 51ZM60 49H61V51H60ZM88 49H90V50H88ZM52 50L55 51V53ZM62 50H64V51H62ZM68 50L71 51V52H69ZM74 50H75V52H74ZM92 50H93V53L91 52ZM58 51H60V52H58ZM78 51H80V52L82 51V52L81 53L79 52V54H78ZM38 52H40V53H38ZM48 52L50 54H52V53L54 54V55H51L50 59H49L50 54ZM56 52H57V54L60 53V55H58L59 57L57 56ZM62 52L64 53V56H63V53ZM66 52H69V53H66ZM94 52H96V53H94ZM27 53L29 54V56H26V55H28ZM70 53H73V54L70 55ZM47 54L49 56H47ZM67 54H68L69 59L71 58L70 60L68 59ZM86 54H88V55L86 56ZM100 54H101V56H100ZM42 56H44V57L42 58ZM89 56H91V57L94 56V58L92 57L93 60H91L92 58L91 57L89 58ZM28 57L31 58V59L29 58L30 61L29 60H27V61L25 60V59H28ZM46 57H48V58H46ZM80 57L81 58L82 57H85V58H82V60H81ZM86 57H88V58H86ZM98 57H99L100 61H99ZM44 58H46L47 60L49 59L51 61V63H50V61H48V63H49L48 64L47 63V60L44 59ZM51 58H53V59H51ZM33 59H37L38 63H39V61H40V63H42V61H43L42 59H44L45 63H47V64H45L46 66L43 65L44 63L38 64V66H40L39 68H41V69L38 70L37 69L38 66L36 64L37 61H34ZM54 59H55V62H57V63H54ZM57 59L58 60L60 59V60L58 61ZM66 60H67V62H66ZM94 60H95V62H93ZM239 60H241L242 62H238ZM31 61H33V63H31V65H30V63H28V62H31ZM73 61H76V62H73ZM113 61H115V63H113ZM126 61H127V63H126ZM25 62L28 63L27 65H29V67L31 66V68H28V66L26 65ZM82 62L83 63L85 62V63L83 64ZM102 62H104V63H102ZM120 62H122V63H120ZM8 63H9V66H10L11 65L10 62H8ZM19 63L21 65H23L25 63L26 66L24 65V68L27 67L28 69H30V71H33V70H36L37 69L38 72L37 71L34 72V74H35L34 76L35 77L32 75L33 72H31V75L30 76L27 74V73L30 74V71H28L27 68L26 69H24V68L20 69L22 66ZM53 63H54L55 66L53 65ZM62 63H63V67H62ZM70 63H72V64H70ZM73 63H77V64L74 66ZM96 63L98 64V66H97ZM33 64L36 65L35 66L36 68L34 67ZM210 64H211V66H209ZM47 65H49V66H47ZM50 65H51V67H50ZM65 65H67V66H65ZM78 65H79V67H78ZM81 65H83V66H81ZM64 66H65L66 69L64 68ZM76 66L78 67V69H76ZM119 66H120V68H118ZM122 66H123L124 69L122 68ZM48 67H50V70L48 69ZM55 67H57L58 69L60 67H61V69L63 68L61 70L62 72H60V69L57 70V68H55ZM130 67H132V68L130 69ZM206 67L207 68L209 67V68L206 69ZM42 68L45 69V70L43 71ZM69 68H70V70H69ZM100 68H102V69H100ZM54 69L57 70L58 73H56V71ZM71 69H73V70H71ZM133 69H134V71H133ZM22 70H23V72H22ZM24 70H27V71L24 72ZM46 70H47V72L49 70L48 74H47ZM63 70H66V74L65 75H64V72L65 71H63ZM83 70H88L89 72L91 71L90 72L91 74L87 73L88 71L85 72ZM114 70H116V71H114ZM126 70H128L129 74H128V72ZM18 71H19V73H18ZM78 71L79 72L82 71V72L79 74ZM92 71L95 72L94 74L98 78L95 77V75L93 74ZM97 71H98V73H97ZM99 71L102 72V73L104 71V74L105 75H103V74L99 75L100 74ZM5 72L7 73L6 75H4ZM50 72L52 74V76H50V78H51V83L53 82L52 83L53 86H51L52 84L48 80V77L50 75L49 74ZM13 73H15V76H14ZM62 73H63V75H62ZM84 73L87 74V75H84ZM37 74L40 75V76H38ZM41 74H42V76H41ZM44 74L46 75L47 78L45 77ZM53 74H54V76L56 78L53 76ZM59 74H60V76H59ZM74 74H75V76H74L75 78L78 77L77 80L73 77ZM88 74H89V77H88ZM92 74H93V76H92ZM187 74H189V77H188ZM18 75H20V76H18ZM36 75L39 78L41 77V79L43 78L42 81H44V85H46V86H43L42 83L39 84V82H40L39 80H41L39 78H37L38 82H35V81H37L36 80V77H37ZM68 75H69V77H68ZM81 75H83V76H81ZM121 75H122V77H121ZM8 76H10V74ZM57 76H59V77H57ZM66 76H67V78H66ZM70 76L72 77L73 80L70 79L71 78ZM84 76H86V77H84ZM90 76H92L93 78H91ZM20 77L22 78L21 79L22 81L26 80L29 83V85H31V87L28 86V83L27 82H22L19 79ZM26 77L30 78L32 83ZM44 77H45V79H47L46 81H45ZM260 77H261V75L257 72L254 75H252L250 78H246L243 81V85H242L243 87H248L251 84L252 85H255V87L257 89V94H258L257 96H259V98L256 97L253 101H249V102H247V103L244 104L245 107H246L245 110H247V111L250 110V108L256 106L259 103H261L262 98H263L262 96H264V79H262ZM7 78H9L8 81H7ZM12 78H13V80H12ZM54 78L57 79V80H54ZM190 78H191V80H190ZM1 79H2V82L3 83L1 82ZM5 79H6V81H5ZM60 79H61V81H60ZM92 79H93V81H91ZM100 79H102V80L100 81ZM120 79H123V80H120ZM222 79H223V77L221 75H218V76L214 77L213 79H211V81H208V83H207L208 90H211L213 87L216 86V84L221 83ZM67 80H69V81H67ZM33 81H34V83H33ZM56 81L59 82V86H58V82L56 83ZM62 81H64L65 83L68 82V84H65L64 82L62 83ZM88 81L90 82L89 85H87L89 83ZM187 81H189L190 83H188ZM19 82H21V84H19ZM45 82L48 83L49 86H51L52 88L50 87V89H49V86H47V84H45ZM54 82L57 84L56 87L54 86ZM72 82H74V84ZM16 83H18L19 85L16 84ZM25 83H27V85ZM35 83L39 84V86H41V84H42V87H43V88L41 87L42 88L41 89L42 91L39 89L40 87L38 85H35ZM78 83H79V86H78ZM84 83H86L85 86H84ZM62 84H63V87H62ZM129 84L127 86H130ZM16 85L19 86V87H17ZM24 85L27 86V87H24ZM95 85H97V86H95ZM33 86L34 87L36 86V87H39V88L36 89V88H33ZM67 86H71V87H68L67 88ZM29 87L31 89H33V90L29 89ZM44 87H46V88L44 89ZM54 87L55 88H57V87L61 88L62 87L61 90L57 88L59 90V92H61V94ZM73 87H75L77 90L75 88H73ZM85 87H86V89H89V88H91V89L86 90ZM24 88H26V89H24ZM53 88H54L55 91L53 90ZM65 88H67V91L68 92H66V89ZM63 89H64V91H63ZM35 90H39V92L38 91H35ZM96 90H97V92H96ZM34 91H35L36 94H38V95H35V96H37V97L39 96L40 98L35 99V96L33 97V92ZM77 91H78V93H77ZM53 92H56V93L53 94ZM71 92H72V94H71ZM133 92H135V91H133ZM1 93H3L5 96L4 95H1ZM39 93H41V94L39 95ZM47 93H49L48 95H50V94L56 95L57 94V96H52V95L48 96ZM81 93L82 94H85V97ZM92 93H94V94H92ZM8 94L11 96L9 98L14 99V100L11 99L12 102H11L10 99L7 98L8 97ZM90 94H92V97H91ZM43 95H45V96H43ZM78 95H80V97ZM98 95H100V96H98ZM1 96L4 97L5 98L4 100H6V101L2 100L3 98H1ZM59 96H62V97H59ZM75 96H76V98L78 97L80 99H78V98L76 99ZM96 96H97V98H96ZM54 97H55V99H53ZM33 98L35 99V101L38 100V99H39V101H36V103H34L35 101H34ZM56 98H57L58 106H57V103H55L56 102ZM18 99H20L19 100L20 102L19 101L15 102V100H18ZM68 99H70V102H68L69 101ZM73 99H74L73 102L77 101V102H75L76 104H78L79 102L80 103L82 102V103L81 104L79 103L80 105H77L76 106V104L72 102ZM27 100L30 101V102L33 100L32 103H34V104L33 105H30L32 103H29L28 104V107H27V105H26ZM53 100H54V103H53ZM87 100H90V101L87 102ZM95 100H96V103H94ZM98 101H100V103L101 102L102 103L100 104ZM60 102H62L61 103V106H62L63 109L60 106ZM66 102H68V103H66ZM71 102H72V104H71ZM21 103H23V104H21ZM24 103H25V105H24ZM50 103L52 104V106H50L51 105ZM86 103H88V104H86ZM93 103L95 105H93ZM45 104L47 105V109H48V106H50V108H52V112H51L50 108L47 111L46 110H43V109H46ZM48 104H50V105H48ZM62 104H64L65 106L62 105ZM81 105H83V108L86 107L85 109L88 110V111H85L84 109H82L81 108L82 107ZM88 105H89V107H88ZM98 105H99V108H97ZM15 106L16 107L18 106V107L16 108ZM91 106L94 107V108L92 109ZM140 106H141V104H140ZM140 106L137 107V108H140ZM72 107H74L73 108L74 110L72 109ZM8 108L10 109L9 111H8ZM55 108H56V110H54ZM69 108H70L71 111L69 110ZM78 108H80V109H78ZM5 109H7V112L5 111ZM76 109H78V111H76ZM91 109H92V111H91ZM16 110H18V113L16 112ZM65 110H66V112H65ZM67 110H69L71 112L70 113V116H72L71 117V120H69L70 117H69V112ZM72 110H73V112L75 114L72 112ZM45 111H46V113L47 112L48 113L47 114L44 113ZM49 111L51 113H49ZM83 112H85L86 114L85 113L83 114ZM72 113L74 114V116L72 115ZM119 113L121 115L118 116ZM174 113H176V114H174ZM44 114L47 116V118H45V115ZM76 114H77V116H76ZM234 114H230V115H228V116H226L224 118H217V117L216 118L215 117L214 118L213 117H206L205 118L209 122H211V121L214 122L213 128L210 130V133H215V135H214L215 138H214V141L211 143L210 148L208 147L207 149H204L203 153H201V154H203V156L205 158H210V159H213L214 157H218L219 158V163H218V167H217V170H218V178H217L218 179V182H216L217 185H215L214 191L217 194H222V195L224 194L225 196H227L226 202H225V204L223 206L222 213H219V216L217 217V220H216L217 222L220 221L218 223V225H217L218 227L215 226V224H217L216 221L213 222V223L211 222V220L204 221L203 222V218H204V220H207V217L204 215V213L203 214H201V213L199 214V212H201V210L198 207L195 208V206L192 205L191 207H194L193 209L194 210L196 209L195 211L197 213L195 211H193L192 208H191L192 210L190 209L193 212L189 211L188 215L184 219V220H186L185 221V224H187V226L183 222H181L179 224V226H177L176 228H174L172 230H169V231L165 232L157 240V244H156L157 250H162L164 252L163 259L167 262V264H184V258H188V263L189 264H224L225 262H226L225 264H241L242 263V261H241L242 258H247V257L251 256V250L254 247L255 239L258 236L257 233L253 232L254 231L253 229H256L260 223L259 222H253L251 218L248 219V218H245L244 217L245 214H244V212L241 211L242 201L239 198V194H238L239 192H238V189L236 187L237 186L236 185L237 176H235V174H233L231 172V170H232V163H233V156H238V153L243 150L244 146L240 145L242 143L240 136L233 137V138H231L229 140V139H227L225 133H223V131H222V126H223L222 124L227 119H230V118H234V119L236 118L237 119L239 117L241 118V116L239 114H237V113H234ZM37 115H39V117ZM43 115H44V117H43ZM82 115H83V117L85 119L87 117V120H88V117H89V120L88 121L85 120V119L83 120L82 117H81ZM174 115H175V117H174ZM238 115H239V117H238ZM41 116L43 117V120H40V118H42ZM49 116L51 117L50 122H49V118H48ZM62 116L66 117V118H63ZM112 116H115V117H112ZM30 117L32 118L33 116H29L28 117L30 120H32L33 118L31 119ZM19 118H20V120H19ZM22 118H23V120H21ZM24 118H25V121H24ZM129 118H130V120H129ZM165 118H167V119H165ZM168 119L170 121H167ZM62 120H64V121H62ZM93 120H96V121H93ZM114 120H117V123ZM70 121L71 122L73 121L72 122V124H73L72 125V128H71V124H70L71 122ZM82 121H85V122L83 123ZM97 121H98V125H96L97 124ZM74 122H75V124H74ZM113 122H114V124H113ZM166 122H167V124H166ZM11 123H13V125L15 124V126H13ZM76 123H78V124H76ZM87 123H88V125H87ZM118 123H120L122 125H120ZM128 123H129V125H128ZM245 123L246 122H244V124ZM9 124L11 125V127L13 126L14 129L10 128V125ZM84 124H86L87 126H89V124H91L90 126H92L94 128H91L89 126L91 128V130L89 128V130L87 129L88 130L87 131L86 128H88V127L86 125L84 126ZM5 125H6V127H5ZM19 125H20L21 128H19ZM54 125H55V129L56 130L54 129ZM74 125L75 126H78V128H79V126L84 127V128L83 129H78ZM100 125L102 126V128H100L101 127ZM117 125H119L120 128ZM127 125H128V127H127ZM7 126L10 129H7ZM16 126H18V127L16 128ZM56 126H60V127H56ZM61 127L64 129V132H63V129H61ZM74 127H75V129H74ZM96 127H97V129H95ZM3 128H4V130H3ZM76 128H77V132H75L76 131ZM16 129H17V131H16ZM65 129H67L66 131H68V132H66ZM72 129H74V132L72 131ZM92 129H94L93 130V134L95 136H93V134L90 135V133H92ZM121 129H123V130L121 131ZM9 130H10V132H12V130H14L16 132H15V134H13V133L11 134V133H9ZM52 130H53V133H52ZM57 130H59V131H57ZM84 131L86 133L88 132L89 134H86ZM174 131H175V134H174ZM54 133H59V134H57L59 137L57 135H53ZM62 133H64L63 135L65 136L66 139L64 138V136L62 137ZM68 133H70V134H68ZM3 134L6 135V137H4ZM60 134H61V138H60ZM75 134L76 135L78 134V135L76 136ZM67 135H68V137L69 136L70 137L69 138L66 137ZM86 135H87V137H86ZM129 135L127 137H129ZM151 135H152L151 133L144 134L142 136V141H145V140L150 141ZM74 136H76V137H74ZM89 136L90 137L91 136L94 137V139H92V137H91L90 140H89V138H88ZM16 137L18 138L19 136H16ZM98 138L100 139V142H99ZM59 140L62 143V144H60L62 146H59V143H60V142L58 143ZM61 140H63V142ZM64 140H68V141H71V142L65 141V143H67V144H63L64 143ZM91 140L92 141L95 140V142L97 141L96 142L97 144L95 145V143H92ZM239 140H240V142H239ZM174 141L177 143L176 145H175V142ZM171 143H173L174 145H172ZM85 144L87 145V147L89 146L88 148L90 150H91V147L94 148V150L92 149L93 151L92 150L91 151H87L89 149H87V147L85 146ZM90 144H91V146H90ZM92 144H94V145H92ZM101 144H104V143H101ZM178 145H179L180 148L179 147L175 148ZM94 146L95 147L98 146V149L95 148ZM83 147H85L86 150L82 151L83 149H85ZM79 148H81V149L83 148L81 150L82 152L79 151L80 150ZM175 149H177V150H175ZM57 150H59V153L57 152ZM95 150H98V152H99L98 154L99 155L97 154V152ZM99 150H101V151H99ZM94 151H95V153H94ZM79 152L81 154L83 152H84L83 154H85V153L87 154V152H88L89 156L91 155L90 153H92L93 156L91 155L89 157V156L81 155ZM105 152H107V153H105ZM100 154H101L102 157L103 156H107L108 159H109V161H111V162H109L108 159H106V157H105V160H104L105 162L102 161L104 157L101 158L102 160H100V157L99 158L97 157V155L100 156ZM109 154H112V155L109 156ZM68 155L69 156H72L71 158H73V159L69 158ZM263 155H264V153H263ZM78 156L79 157L81 156V160L80 159L78 160ZM170 156H171V158H170ZM67 157L70 160L69 163L67 162V160H68ZM85 157H89L90 160H89V158H86L87 160H85ZM92 157H93V160L94 159H97V160H94L93 161L91 159ZM94 157H96V158H94ZM75 158H76V160H75ZM82 158H83V160H85L84 162H83ZM161 159L164 160V161H161ZM167 159L169 160L168 163L165 162V161H167ZM77 160L79 161L78 165H77V163L74 164V162H78ZM98 160H99V163H98ZM71 161H73V162H71ZM90 161H93V162H91L92 164H90ZM100 161H101V164L103 166H104V164L105 165L107 164L108 165V168H110V169L108 170V168L106 167L107 165H106L104 167V169H103V166H100L101 167V170L100 171H97V170L100 169V168L98 169V167H99L98 165H101L100 164ZM170 162H171V165H169ZM65 163L68 164V165L65 166ZM81 163H82V165H83V163H85V166L88 165V167H85L83 165V168L85 167V169L80 168V167H82ZM94 163H97V164L95 165ZM0 165L2 167L3 164L0 163ZM159 165H164V168H165V171H164L163 175H161V178L163 180L160 178V174L154 175L155 172L153 174V170L155 171V169L157 167H159ZM219 165H221V166H219ZM93 167L95 168V171H97L98 173L97 172H94ZM89 168H90V170H89ZM96 168H97V170H96ZM105 168H107V170ZM167 168H168L169 171L167 170ZM59 169H58V171L61 172V170H59ZM102 169H103V173L102 174H104L106 176H107V174H110L107 177L110 176L111 177V180L113 179L112 178L113 176L116 178L119 175L117 177L118 178V181L116 183H114V184L113 183L112 184L111 183H107L105 185H102L101 188L98 189L99 192L96 191V193H93V195H91L92 194L91 192L94 191V189L91 187V183L89 182L91 180L90 178H92L93 175H95V174L97 175V174L101 173ZM111 169L113 170V173H112V170ZM149 169L151 171L148 172ZM1 170L3 171L4 170V167L1 168ZM166 171H167V173H166ZM92 172L94 173L93 175H92ZM104 172L105 173L107 172V173L105 174ZM108 172H110V173H108ZM114 172H115V175H113ZM1 173H0V175H1ZM111 173H112V175H111ZM117 173H118V175H117ZM99 175H101V174H99ZM89 176H91V177H89ZM87 177H88V179H87ZM155 177H156V179H153ZM117 178H116V180H117ZM157 178L159 179V181H157L158 180ZM86 179H87V181H85ZM1 187L2 186L0 185V188ZM77 187L79 188V190H78ZM80 188H81V190H80ZM1 190L3 191V189H1ZM1 190H0V192H1L0 194H3V192ZM75 190H76V193H74ZM79 191L82 192V193H80ZM78 192H79V194H78L79 197H81V194H82V197L81 198H79L76 195ZM88 192H90V193H88ZM83 193L86 194L85 197H84V194ZM75 195H76V197H75ZM87 195H88V197H87ZM89 197H91V198H89ZM195 197L200 198L198 195H195ZM84 198H85L86 201L89 199V201L88 202L84 201ZM262 200H264V199H262ZM3 201H5V203ZM3 201L0 202L1 204L4 203L3 206L0 204V211L2 209L3 210H6L7 209L6 207L9 206V204L7 203V202H9L8 201V198H7V202H6V199H4ZM149 201L152 204H150ZM78 202H80V203L78 204ZM201 203L203 205V201ZM262 203L264 204L263 201H262ZM76 204H78L77 207H76ZM12 205L13 204H11V206ZM11 206L8 207V209L6 210V213L9 214V212L14 209V208L11 209L12 208ZM75 207H76V209H75ZM3 210L0 212V215H3V219H2L3 221L0 220V222H1L0 223V227L2 226V229H0V233H1V230L3 231V229H4V231L1 233V237L5 235L4 233H6V235L7 234H11V232L9 233V231H11V230L8 231V229L11 226V224H8V223L9 222L11 223V221H12V220L11 221L9 220V218H11V217L8 218V214L4 213L5 211L3 212ZM17 211H18V209H17ZM259 211H260V214L263 215V219H264V213H263L264 212V208L259 209ZM192 213H194L196 215V217L198 215L197 218L199 219L200 224H199L197 218L196 219L194 218L195 217L194 214L192 216ZM5 214L7 215V217H6ZM203 216H205V217H203ZM241 216H243V218H244L243 221H242L244 223L239 228V226H238L237 223L240 221ZM5 217L8 218V219H6ZM191 217H193V218H191ZM1 218H2V216L0 217V219ZM44 218L42 217L43 221H47V222H49V220L51 219V217H50V219H49V217H46L48 220L46 218H45L46 219L45 220ZM53 218L54 217H52V220H54ZM33 220H37V219L33 218ZM196 220H197L198 223L196 222ZM6 221H9L7 223L8 225L6 224ZM37 221H38L37 223H39V224H41V223L42 224H45L39 218H38ZM194 221H195V223H194ZM202 222L203 223H206L207 222V224L205 225V227H203L204 229L202 228V226H203L202 225ZM221 223H223V224H221ZM227 223H228V225H227ZM263 223H264V221H263ZM197 224H199V226ZM192 225L194 226V228H193ZM223 225H225V226H224V229L222 231L221 228L223 227ZM3 226H4V228H3ZM6 226H8V227H6ZM45 226H43V227H45ZM188 226H190L189 229H191V228L192 229H195L196 228V230H199L197 228H200L201 227L202 228L201 230H203V231H201V232H193V231L188 230ZM212 226L214 227L215 230H216V228L219 230V232H218V230H216V232L214 234L216 235V237H217V234H219L218 235V238H221L220 240H222V241L224 240L223 242H220V243H218L216 245H210L209 243H206V241H203L201 239L202 237H199V236H201L199 234H204V236H207L208 235L210 237L211 231H212V228H213ZM5 227L7 228V231L8 232H5L6 231ZM236 227H238L239 230ZM215 230H213V231H215ZM240 231H244L245 232V236H246L245 237V241L246 242L245 241H241L238 238V235L240 234L239 233ZM233 233H235V234L233 235ZM7 236H10V235H7ZM7 236H5L4 238L5 239H8L9 237L6 238ZM224 236H225V238H224ZM229 236H231L232 238H230ZM27 239L28 238H26L25 240H27ZM201 240H202V242H201ZM229 240H230V242H229ZM241 242H243V243H241ZM30 243H31V245H30ZM228 243L230 244L229 247L231 249L225 246V245H228ZM203 244H204L205 247L203 246ZM206 244H207V246L209 245V247H206ZM205 248H207L206 251H205ZM219 249H222V250H219ZM207 250H210V251H208L209 253L207 252ZM212 252H213V255H211ZM215 255H217L219 258L218 257L216 258ZM235 255H236V257H235ZM130 257H131V259H130ZM127 258H129L131 260V262H128L129 260ZM126 259H127V261L125 263V260ZM213 259H214V261H213ZM219 259L221 260L220 262H222V263L219 262ZM202 260H203L204 263L202 262ZM229 260H230V262H229ZM223 261H225V262H223ZM24 263L25 262H23V264ZM29 263H31V261H29V262H27L25 264H29Z\"/></svg>",
  "mask_w": 264,
  "mask_h": 264
},
{
  "label": "clouds",
  "instance_id": "9594fccd",
  "mask_svg": "<svg viewBox=\"0 0 264 264\" xmlns=\"http://www.w3.org/2000/svg\"><path fill=\"white\" fill-rule=\"evenodd\" d=\"M133 9L145 28L155 26L153 15L140 8L135 0ZM193 195H198L204 203H210L215 195L211 171L198 162L186 164L167 176L163 194L157 197L155 205L133 209L139 222L149 223L155 233V236L147 235L141 241L144 249L142 264H167L163 259L164 252L157 250V240L185 219L191 209ZM242 264H264V231L256 237L251 256L242 258Z\"/></svg>",
  "mask_w": 264,
  "mask_h": 264
}]
</instances>
